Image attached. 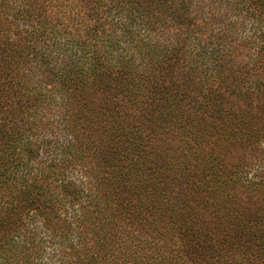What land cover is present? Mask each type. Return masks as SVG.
Wrapping results in <instances>:
<instances>
[{"label":"trees","instance_id":"trees-1","mask_svg":"<svg viewBox=\"0 0 264 264\" xmlns=\"http://www.w3.org/2000/svg\"><path fill=\"white\" fill-rule=\"evenodd\" d=\"M256 26L264 0H0V264H264Z\"/></svg>","mask_w":264,"mask_h":264},{"label":"rangeland","instance_id":"rangeland-1","mask_svg":"<svg viewBox=\"0 0 264 264\" xmlns=\"http://www.w3.org/2000/svg\"><path fill=\"white\" fill-rule=\"evenodd\" d=\"M252 31H253L254 34L257 35V34H259V33H263V32H264V27L256 26V27H254V28L252 29ZM151 141H152V144L155 143V142L158 143V140H154V139H152ZM250 174L252 175V173H250Z\"/></svg>","mask_w":264,"mask_h":264}]
</instances>
